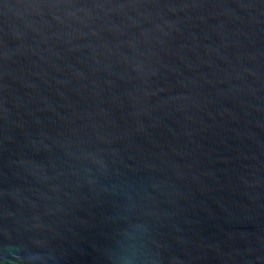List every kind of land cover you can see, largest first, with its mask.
Instances as JSON below:
<instances>
[{"label": "water", "instance_id": "95a60500", "mask_svg": "<svg viewBox=\"0 0 264 264\" xmlns=\"http://www.w3.org/2000/svg\"><path fill=\"white\" fill-rule=\"evenodd\" d=\"M0 264H264V0H0Z\"/></svg>", "mask_w": 264, "mask_h": 264}]
</instances>
